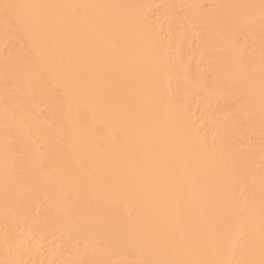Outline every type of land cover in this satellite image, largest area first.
<instances>
[{"label":"bare ground","instance_id":"1","mask_svg":"<svg viewBox=\"0 0 264 264\" xmlns=\"http://www.w3.org/2000/svg\"><path fill=\"white\" fill-rule=\"evenodd\" d=\"M0 264H264V0H0Z\"/></svg>","mask_w":264,"mask_h":264},{"label":"rangeland","instance_id":"2","mask_svg":"<svg viewBox=\"0 0 264 264\" xmlns=\"http://www.w3.org/2000/svg\"><path fill=\"white\" fill-rule=\"evenodd\" d=\"M205 8H207V7H205Z\"/></svg>","mask_w":264,"mask_h":264}]
</instances>
